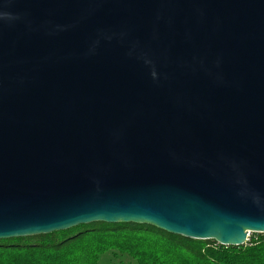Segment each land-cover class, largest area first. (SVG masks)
<instances>
[{
  "label": "water",
  "instance_id": "95a60500",
  "mask_svg": "<svg viewBox=\"0 0 264 264\" xmlns=\"http://www.w3.org/2000/svg\"><path fill=\"white\" fill-rule=\"evenodd\" d=\"M95 223L264 235V0H0V241Z\"/></svg>",
  "mask_w": 264,
  "mask_h": 264
},
{
  "label": "trees",
  "instance_id": "16d2710c",
  "mask_svg": "<svg viewBox=\"0 0 264 264\" xmlns=\"http://www.w3.org/2000/svg\"><path fill=\"white\" fill-rule=\"evenodd\" d=\"M0 264H264V235L251 234L246 245L225 247L149 225L95 223L2 240Z\"/></svg>",
  "mask_w": 264,
  "mask_h": 264
},
{
  "label": "rangeland",
  "instance_id": "374dc122",
  "mask_svg": "<svg viewBox=\"0 0 264 264\" xmlns=\"http://www.w3.org/2000/svg\"><path fill=\"white\" fill-rule=\"evenodd\" d=\"M251 237V234L249 235V238ZM111 258L110 255H106L103 260H107L106 263H108V259Z\"/></svg>",
  "mask_w": 264,
  "mask_h": 264
},
{
  "label": "built area",
  "instance_id": "2783aa9c",
  "mask_svg": "<svg viewBox=\"0 0 264 264\" xmlns=\"http://www.w3.org/2000/svg\"><path fill=\"white\" fill-rule=\"evenodd\" d=\"M248 240H249V237H248Z\"/></svg>",
  "mask_w": 264,
  "mask_h": 264
}]
</instances>
